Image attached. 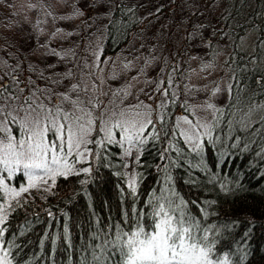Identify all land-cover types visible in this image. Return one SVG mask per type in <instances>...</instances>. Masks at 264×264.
<instances>
[{"label":"trees","instance_id":"obj_1","mask_svg":"<svg viewBox=\"0 0 264 264\" xmlns=\"http://www.w3.org/2000/svg\"><path fill=\"white\" fill-rule=\"evenodd\" d=\"M100 3L103 7L99 12L104 20L93 14L92 21L93 28L101 34L102 53L115 50L149 14L162 11L171 3L179 4L183 11L188 10L187 14L182 13L188 21L186 32L200 45L205 44L208 52L214 50V43H219L220 47L224 45L222 63L227 69V86L235 87L231 94L226 91L217 106L222 111H214L211 118V124L216 125L213 136L220 137L212 146V152L216 158L221 152L230 153L235 166L217 167L213 173V157L207 151L201 162L199 156L188 151L189 146L178 135L173 136L168 141L150 145L140 165L133 166L138 180V195L134 199L128 195L130 190L125 175H121L124 174L121 148L113 146L111 155L91 162L92 173L67 180L57 178L51 192L31 194L26 197L24 208L11 214L10 231H17V226L26 219L33 223V230L26 237L15 238L22 248L13 264L17 261L20 264H82L84 257L92 261V246L103 245L105 231L108 239L114 238L107 227L109 224L120 221L122 212L131 211L133 207L150 212L152 197L170 188L186 201L195 202L189 203L186 211L196 215L205 226H216V230L209 233L211 239L218 240L216 258L222 259L228 253L232 264H264V227L258 226L264 224V180H260L264 175L261 163L264 157V86L257 83L258 79L264 80V0H110L108 3L103 0ZM13 26L18 30L23 27L19 23ZM23 32L32 33L28 29ZM171 101L160 111L169 127L173 125ZM168 143L175 144L181 154L170 152L167 160L160 159L159 152ZM196 164L201 166L191 167ZM87 166L81 163L76 168ZM18 177L19 174L17 179H12V186L19 187V183H23H18ZM190 178L196 179L194 186L186 183ZM83 180L87 183L82 184ZM241 186L246 191L241 192ZM49 211L52 216L48 215ZM204 211L209 213L206 218ZM237 219L240 223L230 225ZM247 220L255 221L257 226L252 237L241 244ZM45 232L52 234L55 245L44 239ZM42 239L43 245L40 244ZM53 248L56 251H52ZM245 248L249 255L238 261L237 257ZM96 254H101L100 249H96Z\"/></svg>","mask_w":264,"mask_h":264},{"label":"snow or ice","instance_id":"obj_2","mask_svg":"<svg viewBox=\"0 0 264 264\" xmlns=\"http://www.w3.org/2000/svg\"><path fill=\"white\" fill-rule=\"evenodd\" d=\"M3 3L5 0H0V4ZM8 7L13 5L8 3ZM28 7L35 9L37 6L29 4ZM53 55H57L55 51ZM205 67L210 68L211 65L206 64ZM88 76L92 77L91 83L86 79ZM233 78L239 82L238 78ZM102 83L91 71L82 77L69 70L64 74L63 87L56 90L42 88L32 81L31 76L21 80L15 69L11 77L0 73V264H13L22 248L15 238H24L33 230L32 221L27 219L17 226V231H10L9 228L11 214L24 208L26 194L33 189L51 192L57 178L67 180L92 173L91 161L111 155L113 146L123 149L124 157L131 158V164L122 163L121 166L131 168L140 165L141 157L150 145L178 135L189 146L188 151L199 156L201 162L205 151L213 157V173L217 167L235 166L230 153L221 152L219 158L214 157L212 146L220 140L219 135L213 136L216 125L195 119V108L221 112L215 104L206 101L190 109L185 101L187 115H182L169 127L165 115L158 112L154 102L137 100L135 104L127 103L119 90L100 91ZM161 83L167 85L169 82ZM257 83L264 86V80L258 79ZM233 87L235 85L227 86L229 94ZM156 91L169 99L175 95L168 87ZM220 91L217 85L211 90V95L215 96ZM145 99L149 97L146 95ZM160 107L167 105L161 101ZM232 147L235 148L236 144ZM170 152H175L177 156L181 154L175 144L168 143L160 150L159 158L167 160ZM81 163L88 166L77 169L76 165ZM261 163L264 164V157ZM200 166L191 165L193 168ZM17 174L18 183L23 181L19 187L11 183ZM168 179L171 180V176ZM260 180H264V175ZM80 182L87 183L86 180ZM186 183L194 186L196 179L190 178ZM137 184L136 175H130L128 195L134 199L138 195ZM221 187L224 188V185L221 184ZM240 191L246 189L241 186ZM189 203L195 202L186 201L170 188L166 193L152 197L150 212L135 207L131 211H123L120 221L107 226L114 233V238L108 239V232L105 231L103 245L92 246V261L84 257L82 264H232L228 253L222 259L216 258L218 240L209 236L216 226H205L196 215L186 211ZM48 215L53 214L49 211ZM208 215L203 212L204 218ZM238 223L239 219L230 222V225ZM244 223L248 227L242 234L241 244L252 237L257 226L253 220ZM258 226L264 227V224ZM44 239L55 245L51 233L45 232ZM44 239L40 241L41 245ZM96 249H100V255L96 254ZM248 255L245 248L237 260L243 261Z\"/></svg>","mask_w":264,"mask_h":264},{"label":"rangeland","instance_id":"obj_3","mask_svg":"<svg viewBox=\"0 0 264 264\" xmlns=\"http://www.w3.org/2000/svg\"><path fill=\"white\" fill-rule=\"evenodd\" d=\"M101 1L5 0L0 4V49H3L0 50V73L11 77L15 69L21 80L31 76L42 88L60 90L64 74L69 70L82 77L91 71L103 81L100 91L119 90L127 103L154 102L160 112L161 101L167 105L172 100L173 124L187 115L185 101L190 109L206 101L216 107L221 103L228 83L227 69L222 63L224 45L220 47L219 43H214V50L208 52L205 44L200 45L196 38L188 35V21L182 16L188 13L187 9L183 11L177 3L166 5L169 7L149 14L123 44L102 53L101 34L93 28L92 21L93 14L104 20L99 12ZM8 3L13 7H8ZM29 4L37 7L29 8ZM13 23L22 24V29H16ZM23 28L32 33H24ZM53 51L57 55H53ZM206 64L211 67L206 68ZM86 79L91 83V76ZM54 81L61 83H52ZM163 81L169 83L165 85ZM217 85L221 91L212 96L211 90ZM161 87H168L175 95L171 99L164 97L156 91ZM194 111L197 121L211 123L214 110L195 108ZM120 156L123 163L131 164V158L124 157L123 149H120ZM122 168L124 174H128L125 175L128 181L133 166ZM44 193L33 189L26 197Z\"/></svg>","mask_w":264,"mask_h":264}]
</instances>
